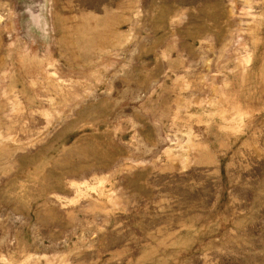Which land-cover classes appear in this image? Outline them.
I'll list each match as a JSON object with an SVG mask.
<instances>
[{"label":"rangeland","instance_id":"1","mask_svg":"<svg viewBox=\"0 0 264 264\" xmlns=\"http://www.w3.org/2000/svg\"><path fill=\"white\" fill-rule=\"evenodd\" d=\"M0 264H264V0H0Z\"/></svg>","mask_w":264,"mask_h":264}]
</instances>
